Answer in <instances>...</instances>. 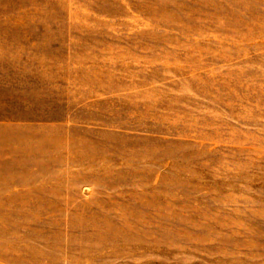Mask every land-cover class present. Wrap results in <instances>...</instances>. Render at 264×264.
<instances>
[{
  "label": "rangeland",
  "instance_id": "1",
  "mask_svg": "<svg viewBox=\"0 0 264 264\" xmlns=\"http://www.w3.org/2000/svg\"><path fill=\"white\" fill-rule=\"evenodd\" d=\"M0 264H264V0H0Z\"/></svg>",
  "mask_w": 264,
  "mask_h": 264
}]
</instances>
